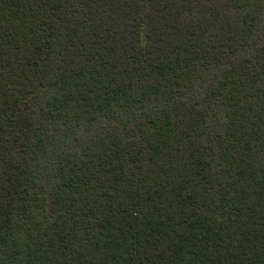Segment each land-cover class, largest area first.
Here are the masks:
<instances>
[{
  "label": "trees",
  "instance_id": "1",
  "mask_svg": "<svg viewBox=\"0 0 264 264\" xmlns=\"http://www.w3.org/2000/svg\"><path fill=\"white\" fill-rule=\"evenodd\" d=\"M0 264H264V0H0Z\"/></svg>",
  "mask_w": 264,
  "mask_h": 264
}]
</instances>
